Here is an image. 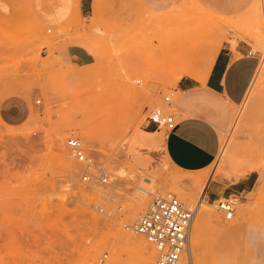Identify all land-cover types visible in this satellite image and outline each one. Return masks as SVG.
Returning a JSON list of instances; mask_svg holds the SVG:
<instances>
[{
	"label": "rangeland",
	"instance_id": "374dc122",
	"mask_svg": "<svg viewBox=\"0 0 264 264\" xmlns=\"http://www.w3.org/2000/svg\"><path fill=\"white\" fill-rule=\"evenodd\" d=\"M8 1L0 0V264H144L122 234L149 244L126 226L154 195L171 192L186 208L191 197L195 208L201 195L195 181L203 179L204 187L216 182L222 191L250 173L255 182L248 192L204 206L210 215L197 220V258L199 264H264V0L223 36H186L212 21L193 0H155L176 22L165 36H134L133 24L117 23L155 16L146 0H66L57 16L67 18L55 25ZM82 2L90 6L84 14ZM191 18L204 19L192 25ZM239 41L251 44L261 64L244 103L223 108L231 120L218 128L217 160L200 173L171 168L148 133L149 117L163 99L173 96L176 104L175 84L185 76L177 54L184 45L207 52L213 43L235 48ZM74 43L93 53L92 64L64 58ZM203 55L193 65L205 62ZM11 96L18 98L2 111ZM154 131L165 137L166 130ZM73 138L93 158L92 174L104 169L109 185L81 181L83 168L67 146ZM224 205L233 219L225 218Z\"/></svg>",
	"mask_w": 264,
	"mask_h": 264
},
{
	"label": "crops",
	"instance_id": "0c3cea01",
	"mask_svg": "<svg viewBox=\"0 0 264 264\" xmlns=\"http://www.w3.org/2000/svg\"><path fill=\"white\" fill-rule=\"evenodd\" d=\"M155 2L146 0L145 6L148 12L154 10L155 16H126L123 19L117 18V23L128 28L133 24L134 36H143L144 33L154 36L155 32L158 36H165L167 26L176 25V22H171L173 19L166 16L165 3ZM256 2L257 0H193L200 12L212 21L204 20L208 23L205 28L186 36H223V30L228 29L231 22L248 15ZM67 3L66 0L8 1L11 8L26 5L36 19L47 25L58 24L67 18L59 19L57 16V11L67 6ZM89 8L88 2L81 3L83 14L88 12ZM117 8L116 6V10ZM201 19L204 18H191L189 24L193 25L196 20L200 22ZM139 20L141 28L137 27ZM203 31L207 33L202 34ZM219 47V52L211 58L214 50ZM7 51L12 55L14 50ZM63 56L67 61L81 66H88L94 61L93 53L78 43L67 46L63 50ZM203 59L205 62L191 65L189 74L176 81L174 130L166 131L165 137L161 138L155 136V127L149 125L151 131L148 134L157 139L169 166L185 173H200L215 163L221 150L218 128H227L231 120V114L223 108L238 107L244 103L261 64L260 56L253 52L251 44L247 41H239L235 48L227 42L213 43L210 50L203 55ZM3 88L16 89L11 84H5ZM17 98L11 96L4 99L1 103L2 111L9 102ZM254 178V173H250L233 186H225L222 191L219 184L212 181L206 191L207 202L220 201L221 196L226 194L234 196L248 192L254 185Z\"/></svg>",
	"mask_w": 264,
	"mask_h": 264
},
{
	"label": "built area",
	"instance_id": "2783aa9c",
	"mask_svg": "<svg viewBox=\"0 0 264 264\" xmlns=\"http://www.w3.org/2000/svg\"><path fill=\"white\" fill-rule=\"evenodd\" d=\"M173 96L163 99L164 106L155 109L149 117V125L155 129L172 131L176 127ZM70 156L82 166L81 181L91 184L94 180L102 186L110 184L109 176L104 169H99L97 175L90 169L94 160L89 155L79 139H69ZM225 218L234 217L233 210L227 208ZM196 216V208H186L177 195L168 192L154 195L146 211L131 227L132 232L143 237L157 252L156 264H182L190 246V235Z\"/></svg>",
	"mask_w": 264,
	"mask_h": 264
},
{
	"label": "bare ground",
	"instance_id": "6f19581e",
	"mask_svg": "<svg viewBox=\"0 0 264 264\" xmlns=\"http://www.w3.org/2000/svg\"><path fill=\"white\" fill-rule=\"evenodd\" d=\"M261 7H262V5H261ZM263 9H264V3H263ZM203 48H204V46H203ZM203 48H201L202 49L201 50L202 52H201L200 50L198 51L195 48L194 49L187 48L186 45L182 46L181 50L177 54V61H178L179 65H180V67L185 71V72H183L184 75H188L189 74V71H188L189 70V67L191 65H193L195 62L199 61V57L202 54H205L206 51L203 50ZM218 50H220V47L219 48H216L214 50V52L211 55V58H213V56H215L219 52ZM190 179H192V178H190ZM193 179H196V178L194 177ZM193 179H192V181H194ZM195 182H196V185L200 189L199 191H201V195L197 198V201L195 202V203H197V206L195 207L196 208V218L194 219L193 226H192V229H191L190 246H189V249L187 251V254L185 255V257L183 259L182 264H199L198 263V258H197V254H198V251L199 250L197 249V246H196L197 245V240H198V238L196 236L197 235V232H198V222H197V220H198V217L202 218V217H205V216H209L210 215V212L207 209L204 208V206L210 205L207 202V197H206V191H207V188L209 186L210 181H209V183L207 185L205 184L206 185L205 187L203 186L204 185L203 184V182H204L203 179H200V180L195 181ZM143 190L144 191H147L145 189H143ZM149 190L151 192V189H149ZM184 198H185V196H184ZM187 200L190 202V208H193V206H194V204H193L194 199H192L191 197H189V199H187ZM139 207H137L138 208L137 210H140L141 209V208L139 209ZM195 208H193V209H195ZM221 208L222 209H227L229 207L227 205H224V206H221ZM126 227L128 228V225ZM109 231H111V230H109ZM114 233H116V232L114 231ZM122 236H124L133 245V248L132 249H134V251H135V253L137 255H139V256L142 257L144 264H155L154 261L151 258L152 255L150 256V250H151L150 248L151 247H150L149 244L144 243L140 237H138V239H135V238H132L129 234H122ZM196 249L198 251H196ZM112 262H113V260H112ZM113 264H115V262H113Z\"/></svg>",
	"mask_w": 264,
	"mask_h": 264
}]
</instances>
